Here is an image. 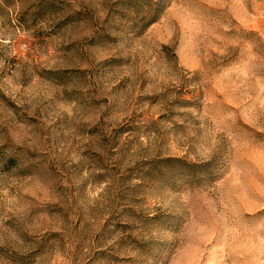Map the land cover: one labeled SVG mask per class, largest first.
<instances>
[{
	"label": "rangeland",
	"instance_id": "rangeland-1",
	"mask_svg": "<svg viewBox=\"0 0 264 264\" xmlns=\"http://www.w3.org/2000/svg\"><path fill=\"white\" fill-rule=\"evenodd\" d=\"M0 264H264V0H0Z\"/></svg>",
	"mask_w": 264,
	"mask_h": 264
}]
</instances>
